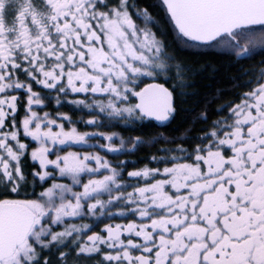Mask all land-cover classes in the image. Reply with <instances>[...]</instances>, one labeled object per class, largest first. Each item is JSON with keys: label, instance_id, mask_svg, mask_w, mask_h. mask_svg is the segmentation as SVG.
I'll return each instance as SVG.
<instances>
[{"label": "snow or ice", "instance_id": "1", "mask_svg": "<svg viewBox=\"0 0 264 264\" xmlns=\"http://www.w3.org/2000/svg\"><path fill=\"white\" fill-rule=\"evenodd\" d=\"M155 6H162L180 37L187 38L185 47L198 42L237 49L248 59L264 55V0H159ZM133 14L165 34L147 8L137 10L129 0H0V264H52L45 253L54 248L63 264L67 253L59 246L72 244L78 255L99 253V264H264V70L239 103L224 108L229 114L198 137L200 144L187 152L190 162H176L162 172L127 173L164 177L135 194L114 197L136 205L130 211L149 223L109 224L106 236L89 235L85 243L73 234L90 226L65 223L111 204L99 193H111L113 184L119 188L120 173L99 155H61L64 146L88 144L89 136L104 134L81 133L74 126L66 130L62 121L71 123V117L41 115L37 107L43 109L49 97L61 105L69 94L81 93L105 97L107 103L97 106L114 116L164 122L175 112L168 88L138 87L141 78L167 79L172 70L167 61L175 57L155 32L139 27ZM254 43L260 52L249 47ZM114 135L106 139L111 142ZM32 141L38 145L34 149ZM106 147L119 151L111 143ZM25 159L40 169L30 173L34 183L58 173L82 191L53 183L35 199L14 198L28 183ZM101 169L111 174L82 182V174ZM56 226L63 230L54 231ZM101 245L118 250L105 252ZM133 249L141 254L132 255Z\"/></svg>", "mask_w": 264, "mask_h": 264}, {"label": "trees", "instance_id": "2", "mask_svg": "<svg viewBox=\"0 0 264 264\" xmlns=\"http://www.w3.org/2000/svg\"><path fill=\"white\" fill-rule=\"evenodd\" d=\"M134 3L155 12L161 27L166 31L168 51L175 57V61L170 63L172 70L168 78L161 76L158 79V83L169 88L174 96L175 112L169 122L157 124L151 120L134 118L109 122L111 128L108 130L121 134L126 140L139 138L141 148L130 159L142 166L150 162L149 158L158 153L159 147L185 145L187 148L191 146L190 141H199L198 137L212 130L213 122L228 113L224 108L238 102L241 94L253 87L261 74L264 55H254V58L248 59L236 56L229 48H212L198 42H190L193 46L185 47L187 38H181L173 25L171 30L167 28L163 15L158 11V8L163 7L155 6L159 0H137ZM177 64L184 68L182 73L176 71ZM249 82H252L250 86ZM31 179L29 177L24 190L25 198H36L47 187L35 186L33 189ZM72 246L60 247L67 253L63 264L69 261L72 252L75 253ZM45 255L49 256L52 264H61L59 249L54 248Z\"/></svg>", "mask_w": 264, "mask_h": 264}, {"label": "rangeland", "instance_id": "3", "mask_svg": "<svg viewBox=\"0 0 264 264\" xmlns=\"http://www.w3.org/2000/svg\"><path fill=\"white\" fill-rule=\"evenodd\" d=\"M157 20V18H155ZM172 25V23H171ZM147 27L151 29H156L159 31L161 34V30L156 28L151 22L144 24H141V28ZM259 34L257 33V37ZM246 43V41H245ZM250 48L254 50V52H260L261 51V46L258 43H254L252 45H249ZM213 48V47H212ZM219 48V47H217ZM228 47H221L220 49H227ZM230 51L235 54L238 57H242L239 55L237 49L229 48ZM171 56V54H170ZM258 56V54L256 55ZM169 64L171 61H167ZM161 77V76H160ZM160 77H157L155 79H159ZM154 78H141V84L143 85L145 83L153 81ZM93 99H95V102L92 103V105L97 104L103 100L104 103H107V99L103 96H93ZM135 102V101H134ZM41 115L43 113H40ZM66 114L67 116L71 117V123L69 121H62L64 123L65 129L68 130L70 127H76L77 130L81 133L83 132H88V133H103L104 135H96V136H89L88 144H73L75 148H68L66 150H63V147L61 148V155L67 154V151H75V152H80L82 154H95L101 156L104 160L108 161L110 165L114 168L117 169V171L120 173V175L117 177L116 183L120 185L119 188L116 187L115 184L111 185L112 191L111 193L109 192H101L99 193V198L105 202L112 200L113 202L111 204H108L104 208H98L96 211V215H92L90 213H87V208H85V214L84 216L81 217H75V218H67L65 220V223L68 225L71 224H76L77 226L81 225H89L90 227L87 229H84L80 233H74V236L78 237V240L80 243H85L86 238H87V231L90 230L91 228H99L102 226V224L106 221L105 218L111 215L116 214L117 211H114L117 206L121 204V206H124L127 204V202L121 200V201H115L114 197L117 195L121 196H126L128 193H136V189L139 187H145L149 186L151 183H154L157 179H163L164 177L162 175L156 176V177H130L127 175V173L132 172V171H142L144 169H160L161 172L163 168L165 167H172L176 162H190L187 160V152H191L192 148L196 146L197 144H200V140L196 141H190L189 147L186 148L185 145H179L176 147H159L157 149L158 153L156 155H152L149 160L150 162L140 166L137 161H132L130 157L136 152L138 148H141V142L138 140H126L125 138L122 137L121 134L110 131L108 130L111 124L109 122L111 121H116L118 119H131L128 118L127 116H114L109 114V110H105L104 112H101L98 107H92V110L87 113L83 112H78L76 111L75 113H63ZM229 113L226 114V116ZM86 117H85V116ZM88 120H96L98 123L95 125H89L86 123ZM113 140L109 142L106 139L107 135H113ZM21 140H26V137H21ZM121 140L123 141V144H121ZM210 142V141H209ZM109 143L112 144L113 147L118 148L119 151L117 152H110L107 150L106 145ZM82 145H85L88 147L87 150L80 149ZM135 145V147H134ZM183 148L186 150V152H181L180 149ZM155 157V159H152ZM50 158H55L50 157ZM93 167L96 166L95 162H90ZM51 171V169H49ZM110 170L108 169H101L100 172L98 173H85L82 174L81 180L83 183L87 182L88 178H93V179H102L103 175H109ZM32 177V176H31ZM32 188L34 189L35 186H43L46 185L47 187L43 190L45 191L47 188L51 187L53 183H62V184H69L72 185L74 191H82V188L79 185H73L72 181L69 177H60L58 173L55 175V179L49 178L48 180L44 182L36 181L35 183L33 182V178L31 180ZM173 191V189H172ZM16 195V194H15ZM69 198H71L70 194H67ZM138 195V194H137ZM39 196V195H38ZM36 196V198L38 197ZM31 199H35L31 198ZM90 202H95L94 199H91ZM105 220V221H104ZM58 230L56 231H62L63 226H56ZM71 239V238H69ZM73 248L75 249V253L72 252L70 254V259L69 261H65V264H99V261L102 260V256L99 253L92 254V256H88L85 254H77L78 250H76L75 244H72ZM64 245H60L59 247H62ZM101 249L105 252H112L115 254V249H107L106 246L101 245ZM92 257H95L93 259ZM104 264H112V262H104Z\"/></svg>", "mask_w": 264, "mask_h": 264}, {"label": "flooded vegetation", "instance_id": "4", "mask_svg": "<svg viewBox=\"0 0 264 264\" xmlns=\"http://www.w3.org/2000/svg\"><path fill=\"white\" fill-rule=\"evenodd\" d=\"M131 3H133L135 6H137V10L139 9V6L134 3L135 1L137 0H129ZM144 7V6H143ZM146 8V7H145ZM148 9V8H147ZM159 10V13L161 15H163V18H164V21H165V24L167 25V28L169 30H171V22L169 20L166 19V16H165V11L163 8H158ZM130 12L133 11L132 8L129 9ZM148 11L152 14V16L154 18H157L156 15H155V12H153V10L151 9H148ZM10 19V17H9ZM133 19L134 21L139 25V27H141V24L143 23L141 21L140 18H138L135 14H133ZM156 20V19H155ZM157 21L158 18H157ZM160 22V21H159ZM145 24V23H144ZM150 29V27H149ZM151 30V29H150ZM153 32L156 33V36L157 38L159 39H162L164 42H165V45H166V51L168 52V54L170 55V51L169 48L167 47V40H166V34H164L163 36L159 33V31H157L156 29H153L152 30ZM166 33V31H165ZM262 70H264V65L261 67V72ZM169 75V72L167 73V76ZM153 82H158V79H154L153 81L151 82H148V83H145L143 85H139L138 87L139 88H143L145 85L149 84V83H153ZM141 84V83H140ZM256 85L254 84L253 87H255ZM34 87H38V86H34ZM252 88V87H251ZM251 88L248 91H251ZM95 97V96H94ZM72 100H84L85 103L80 105V104H72V103H68L67 101H72ZM67 101L62 103L61 105H56L55 104V100H54V97H49L47 100H46V103H45V106L43 109H40L39 107H37V111H39L40 113H43V111H48L50 113H75L76 111L78 112H83V113H87V112H90L92 110V107H98L97 104H94L92 105L93 102H95V99H93L92 97V94H88L87 96H85V94H81V93H76V94H69V96L67 97ZM240 102V99L238 102L236 103H239ZM235 104V103H234ZM99 108V107H98ZM23 113V109L21 108L20 111L17 113V116L20 117ZM85 116V115H84ZM86 117V116H85ZM223 118L226 117V116H222ZM221 118V119H223ZM220 119V120H221ZM30 141V138H27L26 137V140H22V142H25V143H29ZM38 145L36 144V142L32 141L30 143V147L32 149H34L35 147H37ZM75 148L73 145H68V146H64L63 147V150H66L68 148ZM80 149H83V150H87L88 147L85 146V145H82V147ZM22 165H23V170L25 172L26 175H28V179L29 177H31L30 173L32 171H39L40 169L37 167V166H34L30 161H28L27 159H25V161L22 162ZM32 180V179H31ZM32 181H30L31 183ZM28 185V183H27ZM27 185H24L22 186V191L21 193L18 194V197H17V194H12V196L14 198H20V199H25V194H24V190L27 188ZM174 191V189H173ZM136 205H133V204H130V203H127L126 205L124 206H121V204L119 206L116 207V209L114 211H119L117 212L116 214L114 215H111V216H108L105 218V222L102 224L101 227L99 228H91L90 230L87 231V237L90 235V234H93V233H98L99 235L101 236H106V232L104 231L105 227L107 225H117V224H120V225H127L128 223H137V224H141V223H149L150 221L148 219H144V220H141V218L139 217L138 213H133L132 211H130V209L132 208H135ZM141 207H143V205L141 204ZM124 213V215H120V213ZM149 231H151V229H149ZM137 241L139 242H142V238L140 237H137L135 238ZM116 251L118 249H115ZM131 253L132 255H139L141 254L138 250H131Z\"/></svg>", "mask_w": 264, "mask_h": 264}, {"label": "water", "instance_id": "5", "mask_svg": "<svg viewBox=\"0 0 264 264\" xmlns=\"http://www.w3.org/2000/svg\"><path fill=\"white\" fill-rule=\"evenodd\" d=\"M153 83H158V82H153ZM149 84H152V83H149ZM149 84L145 85L144 87H147ZM160 84V83H158ZM163 85V84H162ZM164 86V85H163ZM166 87V86H164ZM167 88V87H166ZM169 91H171L169 88H168ZM173 107L175 108V102H174V96H173ZM171 119V117H170ZM170 119L168 121H164V122H160V121H156L155 119H147V120H151V121H154L155 123L157 124H166L167 122L170 121ZM94 234H98V233H93V234H90V235H94ZM107 234V233H106ZM86 241H87V238H86Z\"/></svg>", "mask_w": 264, "mask_h": 264}]
</instances>
